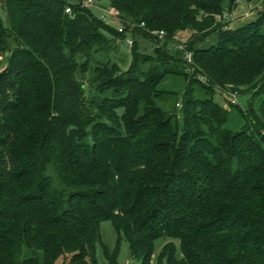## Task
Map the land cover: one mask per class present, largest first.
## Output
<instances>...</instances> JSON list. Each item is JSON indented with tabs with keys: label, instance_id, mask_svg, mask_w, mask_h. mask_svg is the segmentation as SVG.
I'll list each match as a JSON object with an SVG mask.
<instances>
[{
	"label": "trees",
	"instance_id": "obj_1",
	"mask_svg": "<svg viewBox=\"0 0 264 264\" xmlns=\"http://www.w3.org/2000/svg\"><path fill=\"white\" fill-rule=\"evenodd\" d=\"M108 1L125 32L81 0H0V264H97L104 220L109 264L121 238L151 264L161 237L181 257L168 242L156 264H264V0ZM239 1L254 17L229 27ZM127 34L126 70L89 69ZM171 73L187 82L181 125L157 103ZM215 89L247 94L241 129Z\"/></svg>",
	"mask_w": 264,
	"mask_h": 264
},
{
	"label": "rangeland",
	"instance_id": "obj_2",
	"mask_svg": "<svg viewBox=\"0 0 264 264\" xmlns=\"http://www.w3.org/2000/svg\"><path fill=\"white\" fill-rule=\"evenodd\" d=\"M70 3H77L80 0H66ZM91 11L97 16H107L105 22L112 24L115 28L119 26L114 20L112 16H110V4L108 0H97L96 3L88 5ZM238 9L233 11H224L221 16L222 22H224L229 27L236 26L239 24L246 23L250 21L254 17L255 13V5L253 3L246 4L244 1H239ZM257 8V7H256ZM0 18L3 24L6 25V17L5 13L0 7ZM182 35V34H179ZM185 35V34H184ZM180 38H183L185 36ZM114 48L108 51H99L93 53L90 59V70L94 67V63L96 60L101 61H111L117 62L120 66L121 70H126L130 63V51L131 46H129L125 41H122L120 37H113ZM217 43V35L216 33H212L203 41L197 44V47H209L210 45H214ZM165 47L167 50L174 52L175 51V43L172 40H169L165 43ZM153 46L149 47V51L152 50ZM146 51L147 48H146ZM89 76V73L86 74ZM186 79L181 74H166L162 80L157 85V88L163 92H165V96L162 99L157 100L158 105L165 109L169 110L171 108H175L177 112V117L179 124L183 123V114L180 110V106H176V103L180 104L182 93L186 87ZM228 92V91H227ZM213 99L218 102L222 106H227L226 101L229 100L228 95H220V92L215 89L213 93ZM237 105H229L227 106V120L225 122V127L230 130H239L243 127L245 122L244 112L247 109L248 104V96L245 93H241L237 96ZM117 233L109 220H104L100 223V241L95 245V257L97 264H109L104 251L103 245H105L109 251H113L116 246ZM172 242L175 245V256L177 258L181 257V251L179 248V244L177 240H171L166 238H158L154 242V253L152 256L151 264H156L157 256L162 249V247L168 243ZM117 263L118 264H139V260L130 256V247L129 243L125 238H121L119 241V245L117 248ZM31 250L24 253V255H30ZM162 264H167L164 260Z\"/></svg>",
	"mask_w": 264,
	"mask_h": 264
},
{
	"label": "built area",
	"instance_id": "obj_3",
	"mask_svg": "<svg viewBox=\"0 0 264 264\" xmlns=\"http://www.w3.org/2000/svg\"><path fill=\"white\" fill-rule=\"evenodd\" d=\"M81 2H82V4L83 5H85V6H88V5H91V4H94L95 2H96V0H81ZM65 12H67V13H71V6L70 5H66L65 6ZM116 13H117V11L114 9V8H112V7H110V11H109V14H110V16H115L116 15ZM101 18L105 21L106 19H107V16H101ZM142 25V24H141ZM117 31L118 32H125V27L123 26V25H119L118 27H117ZM159 35H162V32L160 31L159 32ZM124 41L129 45V46H131L132 45V42H133V40H132V37L129 35V34H127V35H125V38H124ZM186 58H187V60L189 61L190 60V53H187L186 54ZM236 95H237V93L236 92H232V93H230L229 95H228V97H229V101L231 102V103H236Z\"/></svg>",
	"mask_w": 264,
	"mask_h": 264
}]
</instances>
